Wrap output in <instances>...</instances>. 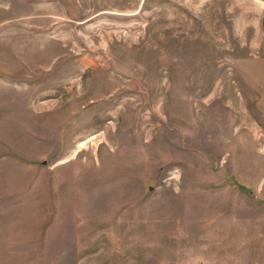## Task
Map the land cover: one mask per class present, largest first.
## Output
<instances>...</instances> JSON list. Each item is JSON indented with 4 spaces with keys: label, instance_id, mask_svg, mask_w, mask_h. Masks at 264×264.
<instances>
[{
    "label": "rangeland",
    "instance_id": "1",
    "mask_svg": "<svg viewBox=\"0 0 264 264\" xmlns=\"http://www.w3.org/2000/svg\"><path fill=\"white\" fill-rule=\"evenodd\" d=\"M0 264H264V0H0Z\"/></svg>",
    "mask_w": 264,
    "mask_h": 264
},
{
    "label": "trees",
    "instance_id": "2",
    "mask_svg": "<svg viewBox=\"0 0 264 264\" xmlns=\"http://www.w3.org/2000/svg\"><path fill=\"white\" fill-rule=\"evenodd\" d=\"M239 187H240V189H242V190H248L249 191V189L248 188H246V187H244V186H241V185H239Z\"/></svg>",
    "mask_w": 264,
    "mask_h": 264
},
{
    "label": "crops",
    "instance_id": "3",
    "mask_svg": "<svg viewBox=\"0 0 264 264\" xmlns=\"http://www.w3.org/2000/svg\"><path fill=\"white\" fill-rule=\"evenodd\" d=\"M27 165H30V166H32L31 164H27Z\"/></svg>",
    "mask_w": 264,
    "mask_h": 264
}]
</instances>
